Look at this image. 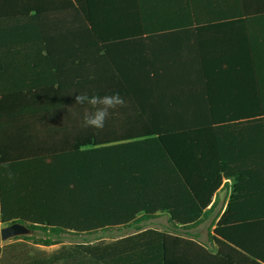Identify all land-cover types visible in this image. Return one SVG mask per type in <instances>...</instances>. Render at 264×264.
Segmentation results:
<instances>
[{
    "label": "trees",
    "instance_id": "1",
    "mask_svg": "<svg viewBox=\"0 0 264 264\" xmlns=\"http://www.w3.org/2000/svg\"><path fill=\"white\" fill-rule=\"evenodd\" d=\"M96 2L0 0V164H9L0 167V223L26 224L48 244L71 229L105 233L158 212L197 226L230 179L226 210L209 233L215 252L189 233L137 226L121 239L119 264H264V190L256 168L243 165L264 157V104L209 101L207 117L157 116L185 108L145 101L150 88L139 84L151 71L140 66L150 59L113 37L140 27L98 20ZM175 12L244 16L250 0H190ZM81 92H118L125 104L103 129L85 128L92 109L75 103ZM221 142L237 148L219 150Z\"/></svg>",
    "mask_w": 264,
    "mask_h": 264
},
{
    "label": "crops",
    "instance_id": "2",
    "mask_svg": "<svg viewBox=\"0 0 264 264\" xmlns=\"http://www.w3.org/2000/svg\"><path fill=\"white\" fill-rule=\"evenodd\" d=\"M96 1L94 9L101 12L98 20L140 27L133 33L120 31L113 37L129 40L123 42L122 48L129 47L135 54L150 59L149 63L139 64L143 70L151 71V79L139 84L150 88L145 101L165 106L178 103L185 108L181 115L170 112L157 116L207 117L203 111L209 101L264 104V0H250V15L244 16L175 12L176 7L189 5L190 0ZM144 23L150 24V32L141 30ZM171 24L180 26L171 29ZM196 110H200L199 114ZM219 145V150L227 147L230 152L237 148L232 143ZM243 165L256 168L254 183L263 191L264 157L246 159ZM232 182L224 180L213 199L218 200L216 208L197 226L183 227L173 222L168 213L158 212L138 225L107 227L105 233L80 234L71 229L53 238L50 244L41 239V233L31 231L26 236L33 238H1L0 264H111L112 259L119 264L121 257L125 259L121 239L136 232L137 226L189 233L215 252L217 243L209 239V233H214L226 210ZM4 226L0 223V233Z\"/></svg>",
    "mask_w": 264,
    "mask_h": 264
},
{
    "label": "clouds",
    "instance_id": "3",
    "mask_svg": "<svg viewBox=\"0 0 264 264\" xmlns=\"http://www.w3.org/2000/svg\"><path fill=\"white\" fill-rule=\"evenodd\" d=\"M75 103L79 105L91 106V111L85 110L82 116V127H93L96 129H103L105 121L110 115V110L117 108L118 106H124L125 101L118 92L113 94L99 95L88 93H79L75 96ZM0 167L9 169V164L4 162L0 164ZM14 174L9 170L7 172L8 179H12Z\"/></svg>",
    "mask_w": 264,
    "mask_h": 264
},
{
    "label": "water",
    "instance_id": "4",
    "mask_svg": "<svg viewBox=\"0 0 264 264\" xmlns=\"http://www.w3.org/2000/svg\"><path fill=\"white\" fill-rule=\"evenodd\" d=\"M31 233V229L22 223H13L7 226H4L1 229V238L3 240H8L10 238H15L18 236H23Z\"/></svg>",
    "mask_w": 264,
    "mask_h": 264
},
{
    "label": "rangeland",
    "instance_id": "5",
    "mask_svg": "<svg viewBox=\"0 0 264 264\" xmlns=\"http://www.w3.org/2000/svg\"><path fill=\"white\" fill-rule=\"evenodd\" d=\"M67 115H64L63 117H66ZM74 116H76V115H74ZM73 117V116H72ZM73 118H75V117H73ZM65 119V118H64ZM78 120V119H77ZM61 122V121H60ZM61 124L63 125V122H61ZM69 236V235H68ZM0 240H1V233H0Z\"/></svg>",
    "mask_w": 264,
    "mask_h": 264
}]
</instances>
